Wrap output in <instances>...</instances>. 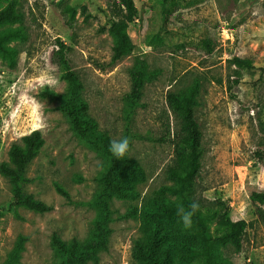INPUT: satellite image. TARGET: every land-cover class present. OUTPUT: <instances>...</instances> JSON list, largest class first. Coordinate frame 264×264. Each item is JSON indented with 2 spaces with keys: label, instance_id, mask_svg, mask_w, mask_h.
Masks as SVG:
<instances>
[{
  "label": "rangeland",
  "instance_id": "374dc122",
  "mask_svg": "<svg viewBox=\"0 0 264 264\" xmlns=\"http://www.w3.org/2000/svg\"><path fill=\"white\" fill-rule=\"evenodd\" d=\"M9 1L0 0V8ZM14 1L22 21L0 30L18 28L25 37L8 43L18 51L13 68L0 57V163L7 160L12 143L40 130L44 144L28 164L31 180L24 190L52 209L37 213L16 207L0 174V264H58L52 234L66 241L82 240L92 226L94 210L79 202L95 192L103 160L78 140L59 103L47 96L51 91L64 93L68 86L55 56L57 38L67 46L66 57L83 85L82 96L97 130L111 140L121 139L126 130L137 135L128 156L140 164L143 178L135 181L132 196L112 199L120 213L133 207L136 212L111 223L108 248L98 254V264H138L132 251L134 241L143 239L142 206L170 184L167 168L180 133V116L167 97L186 95L193 88L194 114L202 133L194 197L209 208L221 200L231 219L248 222L241 249L218 246L217 262L264 264V222L249 205L252 191H264L263 0H133L137 17L127 27L132 49L115 62L114 39L103 30L112 19L113 0ZM65 7L74 10L72 18ZM222 29L232 38H225ZM234 56L250 59L253 68H237L231 62ZM136 58L145 61L150 79L137 107L128 113L125 95ZM49 78L56 81L54 86ZM57 184L72 202L57 192ZM201 217L212 241L216 215L203 210ZM173 221L184 240L196 229L193 219L187 229L178 215ZM160 226L164 229L165 223ZM21 236L22 250L7 262ZM180 249L173 252L175 264H202V252L181 259Z\"/></svg>",
  "mask_w": 264,
  "mask_h": 264
},
{
  "label": "trees",
  "instance_id": "16d2710c",
  "mask_svg": "<svg viewBox=\"0 0 264 264\" xmlns=\"http://www.w3.org/2000/svg\"><path fill=\"white\" fill-rule=\"evenodd\" d=\"M262 5L264 8V0ZM65 10L72 18L74 10L70 7H65ZM109 11L112 19L109 26L102 29L107 30L114 39L111 62H115L132 49L127 27L136 19L137 8L133 0H113L109 4ZM22 18L23 13L16 10L14 0H10L4 8H0V28L6 24L18 23ZM24 37L25 34L18 28L0 30V57L7 61L10 68L16 65L18 51L8 43ZM55 42L57 46L55 56L68 86L64 93L51 91L47 96L59 103L60 112L73 134L103 160V165L97 176L95 192L89 200L79 202L90 206L95 213L88 235L82 240L72 238L66 241L53 233L51 245L57 254L58 264L88 262L98 264V254L108 248L111 223L134 216L136 212V208L133 207L120 213L113 208L112 199L132 196L135 192L134 183L143 178V170L135 159L128 156V153L122 159H116L110 153L111 139L107 134L97 130L96 121L89 115L88 103L82 96L83 85L66 57L67 46L58 38ZM207 50L209 54L212 52L209 46ZM231 62L237 68H253V63L248 58L234 56ZM129 78L130 91L125 95L128 113L137 107L143 87L150 79V72L144 60L136 58L129 69ZM196 90L197 88H193V92L186 95L168 94L171 109L180 116V133L174 141L173 163L167 168L170 184L162 186L160 194L145 200L142 206L143 239L134 241L132 251V256L138 264H175L173 252L177 246L181 248L179 252L181 259L186 258L190 252H202L204 255L202 264H218V246H232L236 251L241 249L242 237L248 222L245 219H231L227 215V205L221 200L213 201L214 208H209L204 206L200 199L194 197L193 186L198 177L202 155V133L194 114ZM125 137L129 138L131 145L132 139L137 135L126 130L122 138ZM43 144L44 138L40 130L34 129L21 136L18 142L12 143L7 152V160L0 163V174L8 183L14 205L37 213L48 212L52 206L27 193L24 186L31 180L26 174L28 164L35 158ZM56 190L72 202L63 187L57 184ZM167 192L176 194L177 198H170ZM194 200L200 204L199 210L192 217L196 229L187 234L188 237L184 240L173 219L177 215L178 207L184 206L188 209ZM249 205L253 215L264 222V191H252L249 195ZM217 209L220 211L218 212ZM203 210H212L216 215L212 241L205 235L208 227L201 217ZM161 223H165L164 229L160 226ZM24 240L25 237H19L7 262L17 257L22 250Z\"/></svg>",
  "mask_w": 264,
  "mask_h": 264
},
{
  "label": "clouds",
  "instance_id": "9594fccd",
  "mask_svg": "<svg viewBox=\"0 0 264 264\" xmlns=\"http://www.w3.org/2000/svg\"><path fill=\"white\" fill-rule=\"evenodd\" d=\"M50 85L54 86L56 81L49 78L47 81ZM130 141L129 138L125 137L122 139H113L109 144V151L116 159H122L129 152ZM200 204L198 201H193L188 209L184 207L177 208V215L180 217L181 222L183 223L184 228H190L192 226V217L199 210Z\"/></svg>",
  "mask_w": 264,
  "mask_h": 264
},
{
  "label": "built area",
  "instance_id": "2783aa9c",
  "mask_svg": "<svg viewBox=\"0 0 264 264\" xmlns=\"http://www.w3.org/2000/svg\"><path fill=\"white\" fill-rule=\"evenodd\" d=\"M222 32H224L225 38L227 39L232 38L231 34L228 33L226 29H222Z\"/></svg>",
  "mask_w": 264,
  "mask_h": 264
}]
</instances>
